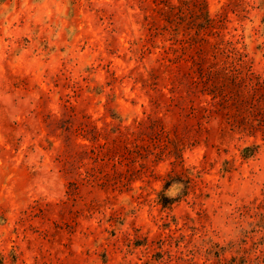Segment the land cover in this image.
Listing matches in <instances>:
<instances>
[{"label":"rangeland","instance_id":"374dc122","mask_svg":"<svg viewBox=\"0 0 264 264\" xmlns=\"http://www.w3.org/2000/svg\"><path fill=\"white\" fill-rule=\"evenodd\" d=\"M0 264H264V0H0Z\"/></svg>","mask_w":264,"mask_h":264}]
</instances>
